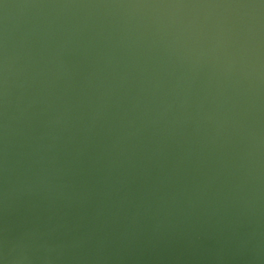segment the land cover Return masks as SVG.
Instances as JSON below:
<instances>
[{
    "label": "water",
    "instance_id": "obj_1",
    "mask_svg": "<svg viewBox=\"0 0 264 264\" xmlns=\"http://www.w3.org/2000/svg\"><path fill=\"white\" fill-rule=\"evenodd\" d=\"M0 264H264V0H0Z\"/></svg>",
    "mask_w": 264,
    "mask_h": 264
}]
</instances>
